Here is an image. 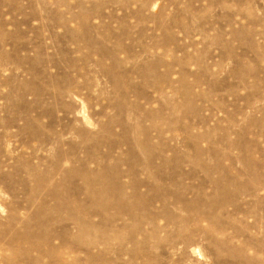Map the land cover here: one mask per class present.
I'll return each instance as SVG.
<instances>
[{
  "label": "rangeland",
  "instance_id": "1",
  "mask_svg": "<svg viewBox=\"0 0 264 264\" xmlns=\"http://www.w3.org/2000/svg\"><path fill=\"white\" fill-rule=\"evenodd\" d=\"M99 166L92 201L74 190ZM59 170L65 242L34 218ZM15 245L264 264V0H0V264H22Z\"/></svg>",
  "mask_w": 264,
  "mask_h": 264
},
{
  "label": "bare ground",
  "instance_id": "2",
  "mask_svg": "<svg viewBox=\"0 0 264 264\" xmlns=\"http://www.w3.org/2000/svg\"><path fill=\"white\" fill-rule=\"evenodd\" d=\"M58 172H60V174L62 173L63 177H65L64 178L65 181H64V187L60 186L58 193L54 195L55 198L57 199V203L54 206H52V208L54 207L53 212L49 211L51 209V207H46L45 206L46 203L43 202V204L35 211L34 218H37V220H38L37 221L38 222L37 223L38 228L41 229L44 227L47 229L49 228L51 230L50 235H47V237L55 236L57 239L63 240V242H65L66 235H64V232H63L64 223L67 222L65 220L64 215H63V212H64L63 209H64V206L66 205L65 204V197H66L65 189H66L67 179L69 178V176L72 173L65 174L64 170H59ZM83 172H84L83 173L84 175L82 177H84V179H85V187L81 188L80 190H79V188H76L74 191L76 193H80L77 191L84 192L86 195L89 196L90 200H92V201L93 200L97 201L99 199L101 200L102 198H104L106 191H108L111 188L112 182L111 183H108V182L104 183L105 176L101 170V167L99 166L97 169H95L93 171L84 170ZM76 174L81 175L79 172ZM73 177H75V179L78 178L76 175H74ZM99 184L101 186V189L99 192H95L93 189H91L92 187L99 185ZM118 185L120 187H122L121 186L122 184H118ZM103 202H105V201H102L101 204ZM43 216H45V218ZM40 218H43V219H40ZM55 228H58V230H56ZM140 229L141 228H139V230ZM141 230H143V229H141ZM141 230H140V232H141ZM200 231H203V228L200 229ZM204 231L202 232L203 234H204ZM36 234H37V236H39V234L37 232H36ZM205 234H206V232H205ZM146 235H148V233L145 232V236ZM33 236H36L35 233L29 229H27L26 232H25V230H23V231L19 230L17 232V236H16L17 239L16 240H18V239L25 240L26 238L33 237ZM208 236H209V234H208ZM193 242L194 241L188 240V246L191 245ZM15 246L17 247V245H15ZM35 248H36L35 250H38V253L40 256H48L52 259H56V257L50 255V252H48V250L41 248V246H36ZM16 250H17V253L22 252L24 254V258L22 259V264H40V259H39L40 257H30L29 256L30 253L28 252L29 249L23 250L22 246L18 245ZM218 259L220 260V258H218ZM243 263L246 264V262H244L242 260L241 264H243Z\"/></svg>",
  "mask_w": 264,
  "mask_h": 264
}]
</instances>
